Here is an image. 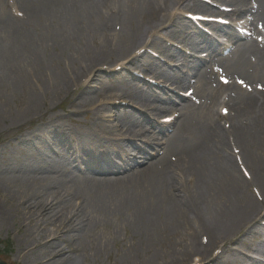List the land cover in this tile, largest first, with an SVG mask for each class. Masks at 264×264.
Returning <instances> with one entry per match:
<instances>
[{"label": "bare ground", "instance_id": "6f19581e", "mask_svg": "<svg viewBox=\"0 0 264 264\" xmlns=\"http://www.w3.org/2000/svg\"><path fill=\"white\" fill-rule=\"evenodd\" d=\"M213 1L237 7V15L249 0ZM194 6L201 5L196 0H0V133L28 120L36 123L39 133L16 141L8 152L9 158L21 162L10 175L0 170V220L7 225L29 214L55 230L42 238L32 229V220L22 226L24 258L40 251L47 260L40 264H79L83 240L106 249L122 228L132 230L141 244L120 250L112 264H211L219 259L212 258L215 247L227 244L242 229L249 228L248 238L264 236V93L252 96L227 89L224 104L233 113L228 131L215 113L222 89L212 90L201 73L198 96L204 103L180 106L172 133L149 140L158 156L154 162L136 171L124 165L121 170L128 171L120 177L95 176L102 173L101 160L111 156L103 147L107 144L121 154L119 136L128 131L137 139L146 133L143 122H149L127 109L103 116L108 103L126 102L156 117L174 112L157 103H178L167 94L144 90L135 79L116 81L99 71L120 58L124 47L132 46L128 59L137 57L140 36L152 40L159 28L167 39L153 40L151 47L162 60L175 62L173 45L189 47L190 34L171 29ZM175 7L179 11L172 13ZM254 14L264 21V7ZM143 59L139 68L146 76L170 80L178 90L191 85L198 69V64H186L185 73L170 79L159 61L144 55L135 62ZM232 62L235 67L228 69L233 73L251 68L258 76L254 81L264 84V48L241 47ZM119 88L120 95L115 94ZM97 91L100 94H94ZM62 101L67 108L50 114ZM84 112L88 122L81 130L73 116ZM136 125L140 128L133 130ZM35 138L36 145L31 143ZM85 142L89 145L79 153L98 151L102 156L96 157L92 169L71 180L60 167L64 158L51 152ZM232 144L240 150L251 181L239 173ZM38 159V167L44 163L39 170ZM252 185L260 191L261 202L251 193ZM201 237L208 239L206 245Z\"/></svg>", "mask_w": 264, "mask_h": 264}, {"label": "rangeland", "instance_id": "374dc122", "mask_svg": "<svg viewBox=\"0 0 264 264\" xmlns=\"http://www.w3.org/2000/svg\"><path fill=\"white\" fill-rule=\"evenodd\" d=\"M50 103L51 101H48V106ZM66 106H67V102L64 101L55 103L54 107L50 108L51 111H49V113L61 114V112L65 110ZM43 108L44 107H42V110ZM73 118L80 121V123L78 124L80 126L84 123L86 116L85 113H81L79 116H73ZM39 125L41 126V122L38 123V126ZM35 126L36 123L28 120L23 123L10 127L11 128L10 130L6 128L2 133H0V168L4 167L5 164L4 161H6L5 157L9 155L8 152L12 150L16 141L25 139L26 136L30 133L33 136L37 134V133L35 134L37 128ZM25 130L27 131L24 132ZM136 170H140V168ZM108 177H113V176L110 175ZM27 215H28L26 216L27 218L24 216L25 219L23 221L21 219L24 217L18 220V221L20 220L22 221L20 222L21 224L19 226H18L19 223L18 221H13L7 225H2L1 223L2 221L0 220V257L8 264H40V262L45 263L47 261L43 259L45 256L44 252L42 253L40 251H36L35 253L27 255L25 257L26 259L24 258V256L21 255L22 253H20V251H22L25 248L24 241L26 240L25 239L23 241L22 235H20V231H21L20 228L22 226L25 227L26 224L29 225L28 222L29 220H32L33 222L32 229L40 233L39 235L42 238L54 234L55 231L54 229L53 230L49 229L51 227H49V224H47L46 222L42 221L43 219L39 221L36 219H31L32 217L30 218V215L29 214ZM131 231L132 230L130 229L125 230L120 228L116 236L117 237L116 242L114 241L109 242L106 245V249H101V250L98 249L97 244H90L88 239L83 240L82 250L78 258V263L79 264H112V262L117 258V255L120 252V250H122L125 247L134 246V245L138 248V246L141 244V242L138 241L137 237L132 236L133 232ZM236 239L238 241L240 239V236ZM26 244H28V242Z\"/></svg>", "mask_w": 264, "mask_h": 264}, {"label": "water", "instance_id": "95a60500", "mask_svg": "<svg viewBox=\"0 0 264 264\" xmlns=\"http://www.w3.org/2000/svg\"><path fill=\"white\" fill-rule=\"evenodd\" d=\"M0 264H5V263H3L2 261H0Z\"/></svg>", "mask_w": 264, "mask_h": 264}]
</instances>
